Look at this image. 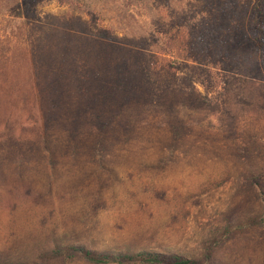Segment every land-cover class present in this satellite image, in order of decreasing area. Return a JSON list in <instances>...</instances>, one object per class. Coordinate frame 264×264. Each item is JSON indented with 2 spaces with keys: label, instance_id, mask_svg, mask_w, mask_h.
<instances>
[{
  "label": "rangeland",
  "instance_id": "rangeland-1",
  "mask_svg": "<svg viewBox=\"0 0 264 264\" xmlns=\"http://www.w3.org/2000/svg\"><path fill=\"white\" fill-rule=\"evenodd\" d=\"M42 2L34 17H25L30 30L0 19L9 54L17 45L33 47L43 18L49 24L56 16L77 18L57 0ZM257 2L157 0L152 26L161 18L167 25L173 18L187 23L203 69L196 72L206 84H197L205 103L180 109L185 134L179 143L162 107L129 106L120 115L115 104L117 120L132 126L116 123L103 132L78 115L75 95L52 116L46 138L35 123L22 128L19 145L0 131L3 264H95L74 255V244L102 252H173L197 264H264V228L249 225L263 213L260 188L249 186L253 175L264 181V33L251 18ZM261 6L264 16V0ZM77 30L99 29L82 21ZM181 76L190 88L193 77ZM71 83L70 94L78 91Z\"/></svg>",
  "mask_w": 264,
  "mask_h": 264
},
{
  "label": "trees",
  "instance_id": "trees-1",
  "mask_svg": "<svg viewBox=\"0 0 264 264\" xmlns=\"http://www.w3.org/2000/svg\"><path fill=\"white\" fill-rule=\"evenodd\" d=\"M42 1L46 0H0V19L8 27L15 25L16 30L23 31L29 24L25 17H34ZM262 1L253 6L251 18L256 31L264 33ZM57 2L74 10L77 18L56 16L50 24L43 18L40 24L36 23L40 32L33 47L17 45L9 54L0 34V131H7L5 137L19 145L22 128L35 123L39 137L46 138L52 116L59 114L58 110L68 99L78 98L77 103L81 104L78 115L87 117L93 128L103 132L116 123L125 126V130L132 126V121L117 120L115 104L120 115L129 106H142L144 111L162 107L160 113L172 120L168 126L174 143H179L185 134L180 109L206 102V95L197 88L199 83L206 84L196 72L203 69L196 64L199 60L192 52L195 39L187 23L173 18V23L167 25L165 18H161L154 28L152 20L157 0ZM82 21L92 23L99 30L95 34L78 31ZM258 45V49L263 48L262 44ZM212 53L209 50V55ZM262 59L264 63V52ZM182 73L193 77L190 88L181 84ZM42 77L47 83L45 88L41 87ZM71 81L77 83V93L70 94ZM260 177L253 175L249 186L253 190L260 188L263 213L252 217L249 225L264 228V181ZM244 226L237 224L234 228L242 231ZM233 237L229 225L225 239ZM70 250L95 264H197L195 259L173 252H102L75 244ZM6 261L0 255V264Z\"/></svg>",
  "mask_w": 264,
  "mask_h": 264
}]
</instances>
